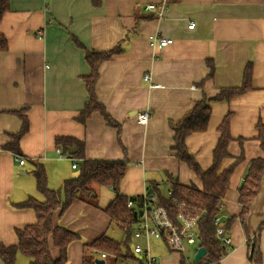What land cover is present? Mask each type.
Here are the masks:
<instances>
[{
	"label": "crops",
	"instance_id": "0c3cea01",
	"mask_svg": "<svg viewBox=\"0 0 264 264\" xmlns=\"http://www.w3.org/2000/svg\"><path fill=\"white\" fill-rule=\"evenodd\" d=\"M10 2L11 10L0 22V33L8 42V51L0 52V243H16V229L36 221L32 208L11 205L38 195L37 189L36 193L35 188L25 190L18 180L27 174V164L31 171L32 160L47 164L48 183L55 176L59 187L78 171L72 167V157H59L57 149L62 147L55 144L56 136L83 141L86 159L126 160L119 193L136 202L154 184L167 195L170 176L181 184L201 187L197 174L172 149L174 131L169 122L183 116L203 92L212 97L220 88L241 86L245 67L252 62L253 88L229 101H213L207 129L186 139L198 165L208 169L220 137L217 128L231 112L234 140L228 147L231 158L225 159L222 168L242 152L245 159L236 167L222 201L223 223L233 218L227 229L232 249L217 264H252L239 218L238 191L250 161L263 155L257 125L264 124V0H100L99 5L93 0ZM162 2L166 3L163 17L146 9L149 3ZM190 22L194 28L188 27ZM152 35L172 38L173 43L153 47ZM121 40L124 51L101 65L97 83L98 100L122 124L119 138L117 128L108 125L100 112L94 111L85 124L78 117L88 102L83 76L90 68L85 49L107 50ZM210 61L213 77L201 87L199 83L212 70ZM147 73L149 81L144 80ZM145 110H149V120L141 124L137 113ZM21 111L29 121L28 132L20 140L23 166L14 153L3 149L10 135L22 127L17 115ZM95 191L92 204L78 200L55 220L81 237L69 246L67 264H84L83 244L103 233L115 239L125 236L120 237L119 227L102 209L116 192L107 186H96ZM263 222L264 177L247 215L248 232L255 234ZM144 244L155 256V264H182L183 255L162 240ZM198 248L199 242L192 246L191 257ZM259 248L264 264V229Z\"/></svg>",
	"mask_w": 264,
	"mask_h": 264
},
{
	"label": "trees",
	"instance_id": "16d2710c",
	"mask_svg": "<svg viewBox=\"0 0 264 264\" xmlns=\"http://www.w3.org/2000/svg\"><path fill=\"white\" fill-rule=\"evenodd\" d=\"M93 2L95 5L100 4V0H93ZM10 10V0H0V22ZM122 40L107 50L85 49V58L90 68L89 74L83 76L88 92V102L78 117V120L85 124L94 111L100 112L108 125L117 128L119 138L122 134V124L113 119L107 113L105 106L98 100L97 83L100 77L101 65L124 51L121 45ZM78 44L81 46L80 42ZM6 51H8V42L6 37L0 33V52ZM209 63L212 70L199 83L201 87L208 78L213 77L214 66L211 61ZM252 84L253 64L249 62L245 67L241 86L220 88L212 97L203 92L202 97L196 100L183 116L169 122L174 131L172 149L175 150L176 157L185 162L197 174L201 181V187L195 184H181L177 178L171 176L168 177L170 194L164 195L155 184L150 187L173 219L178 213L176 202L184 203L193 215H200L198 219L199 247H205L207 253L201 260L194 261V264H217L232 249L231 246L225 244L217 236V225L214 223V219L216 216L222 215L219 205L222 204L230 188L231 177L236 167L244 161L245 156L242 152L239 156H235L227 167L222 168L225 159L231 158L228 147L230 142L234 140L230 132L231 112L223 118L217 128L220 137L213 150L212 164L208 169L203 170L198 165L195 157L189 151L186 139L192 133L207 129L213 101H229L233 97L251 90L253 88ZM17 115L22 120V127L16 134L10 135L11 139L3 146V149L14 153V155L22 156L20 140L28 132L29 121L22 111L18 112ZM257 130V139L260 142L263 155L250 161L248 172L239 187L238 200L242 205L239 218L248 241L249 260L252 264H263L259 241L252 239L247 230V215L251 205L259 195L264 177V124L259 123ZM237 140L241 144L244 142V138H238ZM55 144L63 148L65 155L76 159L78 175L65 179L58 189H51L48 187L45 165L42 162L32 160L36 187L42 198L37 199L34 196H28L25 200L11 203V205L16 208H32L36 215V221L25 225L23 228L16 229L18 238L16 243L9 245L0 243V258L3 264H17L19 254L28 257L30 259L29 264H67L69 246L73 242L79 241L81 237L76 231L56 224L55 220L78 200L92 204L93 200L96 199L92 195H97L96 186H107L116 192L114 199L110 200L102 209L111 218V222L113 221L122 229L123 233H126L127 229L132 230L138 221L139 214L136 207L128 206L130 197L119 193L120 183L128 167L126 160L86 159L84 156V142L71 136H56ZM72 146L76 147V151L70 154L68 149ZM232 221V217L225 220L223 225L226 230L230 227ZM263 229L264 222L259 226L256 234L260 235ZM124 238L118 240L103 233L93 241L84 243V264H97L96 259L98 256L104 260L112 256L114 259H121L126 264L128 260L140 261L132 251L129 243L124 241ZM168 248L172 250L169 246ZM53 251H56L57 255H54ZM102 253H105L107 257L102 258ZM88 254L93 257L92 260L87 258ZM105 264H107V261ZM182 264H186L184 257Z\"/></svg>",
	"mask_w": 264,
	"mask_h": 264
},
{
	"label": "built area",
	"instance_id": "2783aa9c",
	"mask_svg": "<svg viewBox=\"0 0 264 264\" xmlns=\"http://www.w3.org/2000/svg\"><path fill=\"white\" fill-rule=\"evenodd\" d=\"M146 9L155 11L156 15L163 17L166 12V3L161 4L149 3L146 5ZM195 23L190 22L189 28H194ZM150 43L153 47L163 48L173 43L172 38L161 37L158 35H152L149 37ZM144 80H150V74L144 75ZM149 110H145L137 113V119L139 123L146 124L149 120ZM59 157H64L62 148L57 149ZM15 159L19 165H25L26 161L24 156L15 155ZM72 167L77 168L76 159L72 158ZM171 191L169 190L168 194ZM178 207V213L175 219L172 218L169 211L160 202L159 197L155 193H145L140 200L130 198L128 201L129 207H136L139 218L131 231V248L140 261L135 264H155L156 258L149 251L148 246H145L144 242H149L151 239L162 240L173 251L180 252L186 264H194V258L191 257L192 246L198 241V219L200 215H193L189 211L188 207L184 203L176 202ZM223 203L219 205L220 210H223ZM141 213V214H140ZM214 223L217 225L216 232L220 240L225 244L231 245V238L227 236V230L224 228L222 215H218L214 219ZM252 239L259 241V235H251ZM248 242V241H247ZM129 243V244H130ZM191 247L190 251L185 256L186 246ZM248 245V244H247ZM252 245V244H251ZM250 253V250H249ZM102 258L107 257L105 253L101 254Z\"/></svg>",
	"mask_w": 264,
	"mask_h": 264
},
{
	"label": "rangeland",
	"instance_id": "374dc122",
	"mask_svg": "<svg viewBox=\"0 0 264 264\" xmlns=\"http://www.w3.org/2000/svg\"><path fill=\"white\" fill-rule=\"evenodd\" d=\"M45 165H47V164H45ZM24 169L26 170L27 174L25 176H23L21 179H18V180H20V182L22 184H25V186H24V189L25 190L29 189V187H30L31 188V192H32L34 190V188H35V193H36V189H37V187H36V179H35V175H34L33 171L30 170L31 169V164H27V166L24 167ZM19 173H20V171H19ZM73 174L75 175L74 177H76L78 175V171L73 172ZM58 181H59V178L57 179L55 176L54 177H50L49 183H48V187L51 188V189H58V187L60 185ZM164 191H166V190H164ZM37 194L38 195H37L36 198L37 199H41L42 198V195L39 193L38 190H37ZM111 229H112V227L110 228L109 232L112 234V230ZM117 230L121 232L120 237H123V231H122V229L121 228H117ZM110 236L112 237L113 235H110ZM116 239H118V238H116ZM120 239L121 238H119L118 240H120ZM129 245H130V247L132 246L131 243ZM193 248H195V245H193ZM191 255H192V252H191ZM87 258L92 260L93 257L92 256H89V254H88V257ZM116 260H117V263L116 264H126V263H123L124 261H122L121 259H116ZM106 261H107V264H113L114 257L109 256L106 259ZM135 262L136 261L128 260L127 261V264H135ZM29 263H30V259L28 257H26V256H24L22 254H19L18 255V257H17V264H29Z\"/></svg>",
	"mask_w": 264,
	"mask_h": 264
},
{
	"label": "water",
	"instance_id": "95a60500",
	"mask_svg": "<svg viewBox=\"0 0 264 264\" xmlns=\"http://www.w3.org/2000/svg\"><path fill=\"white\" fill-rule=\"evenodd\" d=\"M75 151H76V147H75V146H72V147H70V148L68 149V152H69L70 154H73ZM147 192H148V193H151V192H152V189H149ZM140 214H141V213H140ZM124 241H125L126 243H130V241H131V231H130V229H127V230H126ZM190 248H191V247H189L188 245L186 246L185 253H184L185 256H186L187 253L190 251ZM206 253H207V250H206L205 247H199V248L197 249L196 253L194 254V260H195V261H199V260H201V259L206 255ZM96 263H97V264H104V263H105V260H104V259H96Z\"/></svg>",
	"mask_w": 264,
	"mask_h": 264
}]
</instances>
